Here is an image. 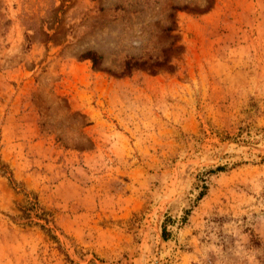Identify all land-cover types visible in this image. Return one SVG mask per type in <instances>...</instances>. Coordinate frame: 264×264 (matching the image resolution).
Segmentation results:
<instances>
[{"label":"rangeland","instance_id":"1","mask_svg":"<svg viewBox=\"0 0 264 264\" xmlns=\"http://www.w3.org/2000/svg\"><path fill=\"white\" fill-rule=\"evenodd\" d=\"M0 264H264V0H0Z\"/></svg>","mask_w":264,"mask_h":264},{"label":"trees","instance_id":"2","mask_svg":"<svg viewBox=\"0 0 264 264\" xmlns=\"http://www.w3.org/2000/svg\"><path fill=\"white\" fill-rule=\"evenodd\" d=\"M81 59H83V60H88L89 62H90V64H91V66L93 67V68H95L97 65H98V62H99V58L95 55V54H93L92 52H85L84 54H82L81 56ZM129 63H125V65H126V68L127 69H129V65H128ZM38 208V206H37V203L36 202H27L26 203V206L25 207H22V208H20V210H21V212H22V214H24V218H26L27 217V215L29 214V212L31 213V212H34L35 213V211H36V209ZM39 209V208H38ZM40 220H42L45 224H47L48 223V219H47V217H46V215L44 214V216H42V218H40ZM39 227H40V229H42L50 238H52L53 239V236H51L49 233V230L47 229V228H45L44 226H42V225H39Z\"/></svg>","mask_w":264,"mask_h":264},{"label":"water","instance_id":"3","mask_svg":"<svg viewBox=\"0 0 264 264\" xmlns=\"http://www.w3.org/2000/svg\"><path fill=\"white\" fill-rule=\"evenodd\" d=\"M227 144H232V142H228ZM248 147H251V146H248Z\"/></svg>","mask_w":264,"mask_h":264}]
</instances>
